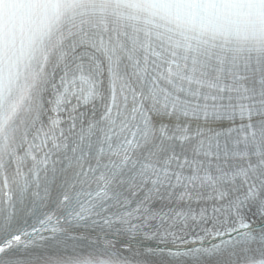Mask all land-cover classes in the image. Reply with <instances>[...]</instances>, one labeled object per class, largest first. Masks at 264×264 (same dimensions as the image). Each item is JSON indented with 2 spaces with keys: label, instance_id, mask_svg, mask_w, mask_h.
<instances>
[{
  "label": "snow or ice",
  "instance_id": "obj_1",
  "mask_svg": "<svg viewBox=\"0 0 264 264\" xmlns=\"http://www.w3.org/2000/svg\"><path fill=\"white\" fill-rule=\"evenodd\" d=\"M0 264H264V0H0Z\"/></svg>",
  "mask_w": 264,
  "mask_h": 264
}]
</instances>
